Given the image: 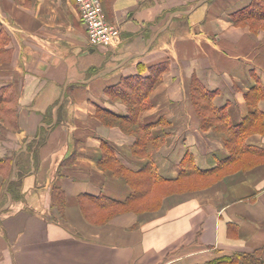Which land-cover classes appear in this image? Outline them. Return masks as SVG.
I'll return each instance as SVG.
<instances>
[{
  "label": "crops",
  "instance_id": "obj_1",
  "mask_svg": "<svg viewBox=\"0 0 264 264\" xmlns=\"http://www.w3.org/2000/svg\"><path fill=\"white\" fill-rule=\"evenodd\" d=\"M251 2L101 0L121 29L118 44L106 47L88 43L76 0H0V89L13 95L9 125L0 117V158L11 159L7 176L0 173V264H203L256 249L264 261V130L246 138L260 148L250 153L255 166L169 195L158 212L106 218L88 197L130 194L99 166L102 141L127 169L147 162L132 154L133 135L97 117L98 108L128 113L106 93L123 77L167 65L142 114L161 139L152 160L166 179L177 177L185 153L203 170L229 156L220 137L199 128L192 78L233 125L248 115L245 94L257 85L264 115V30L232 21ZM73 152V163L61 164ZM54 185L65 194L62 213L51 205Z\"/></svg>",
  "mask_w": 264,
  "mask_h": 264
},
{
  "label": "trees",
  "instance_id": "obj_2",
  "mask_svg": "<svg viewBox=\"0 0 264 264\" xmlns=\"http://www.w3.org/2000/svg\"><path fill=\"white\" fill-rule=\"evenodd\" d=\"M235 23L251 22L257 26L264 21V0H252V2L242 11L232 15ZM165 63L155 64L149 67V74H136L133 76L123 77L117 84L106 89V93L112 99L121 100L127 106L128 113L125 116H118L112 112L99 109L98 115L108 117L113 123L118 124L124 131L131 133L135 137L132 146L134 155L146 158L145 166L138 170L132 171L121 164L114 154V148L106 141L101 142L102 156L98 164L102 168H111L114 173L120 174L130 186L129 196L120 201L107 198L104 196H88L93 205L98 209H107L106 218L125 211L139 212L140 205L143 201H148L150 190H164L162 196L173 192H179L192 189L199 185L200 179L216 176L223 169L231 167L240 161L236 153H256L258 148L252 147L245 142L246 136L255 127V119H264V115L257 110V101L263 96L259 92V87L255 85L246 92V101L249 113L238 125L230 123L227 112L224 109L217 108L212 103L213 92L208 91L201 82L192 78L190 83L191 100L197 116L200 118L201 128L213 127L218 131H224L227 137L223 139L224 145L229 150V156L220 160L215 167L208 170L198 168L193 160L192 155L185 153L178 165V175L175 179H166L160 176L152 160V150L159 146V137L154 136L151 132V126L142 121V112L151 106L150 93L160 83L162 74L166 69ZM6 90V91H5ZM13 97L8 89H0V117L5 124H8L9 118L5 113H11L10 99ZM14 112V108L12 109ZM102 116V117H103ZM12 123L15 124L13 118ZM109 123V122H108ZM112 123V122H111ZM202 124V125H201ZM9 125V124H8ZM75 153L64 159L61 164L71 165L74 161ZM11 162L10 158H0V173L3 165ZM154 193V192H153ZM152 193V195H153ZM165 194V195H164ZM51 205L56 206L60 213L65 208V194L58 186H53L51 191ZM152 209L153 206L144 205V209ZM142 209V210H144ZM264 264L261 258V250L256 249L252 252H234L230 256L205 262L203 264Z\"/></svg>",
  "mask_w": 264,
  "mask_h": 264
},
{
  "label": "rangeland",
  "instance_id": "obj_3",
  "mask_svg": "<svg viewBox=\"0 0 264 264\" xmlns=\"http://www.w3.org/2000/svg\"><path fill=\"white\" fill-rule=\"evenodd\" d=\"M232 21H233V19H232ZM233 24L235 25V26H244V27H248L249 28V30H250V32H252V33H258L260 30H264V21L263 22H261L260 24H258L257 23V26H255L254 27V25H252V23L251 22H244V23H235L234 21H233ZM112 99V98H111ZM112 100H118V99H112ZM121 101V100H120ZM192 101V100H191ZM258 102V101H257ZM192 105H193V103H192ZM193 107H194V105H193ZM149 108V107H148ZM147 109V108H146ZM145 109V110H146ZM144 110V111H145ZM143 111V112H144ZM194 111H195V108H194ZM143 112H142V114H143ZM196 113V112H195ZM197 115V114H196ZM103 116V115H102ZM100 116V115H98V112H97V117L102 121V123L103 124H105V125H107V126H116V127H118L122 132H124V133H126V134H130V135H132L131 133H129V132H126V131H124L118 124H115V123H113V121H111L108 117H106V116ZM259 117H257L256 119H255V124H254V128H253V130L246 136V138L250 135V134H252V133H255V132H260V131H262V130H264V119H258ZM198 120H199V128H201V126H200V123H201V120H200V118L198 117ZM109 122V123H108ZM112 122V123H111ZM202 125V124H201ZM202 130H208V129H211L212 131H213V133H214V135H216V136H218V137H220L221 138V140H222V142H223V144H224V141H223V139L224 138H226L227 137V134L224 132V131H218V130H216V129H214L213 127H207V128H201ZM246 138H245V142H246ZM160 139V138H159ZM161 139H160V141H159V146L158 147H160V145H161ZM249 145V144H248ZM225 146V145H224ZM251 146V145H250ZM157 147V148H158ZM226 147V146H225ZM253 147V146H252ZM156 148V149H157ZM257 148V147H256ZM259 150H260V148H258ZM155 150V149H154ZM227 150H228V148H227ZM153 151V150H152ZM229 151V150H228ZM131 152H132V148H131ZM132 154H133V152H132ZM134 155V154H133ZM236 155H238V157H239V159L240 158H243L242 160L244 161V165H242V164H238L239 165V167L241 166V167H247V168H252L253 166H255V161H257L256 160V157L255 156H253V155H250V153H240V152H238V153H236ZM134 156H136V155H134ZM137 157H139V156H137ZM9 162H7V163H5L4 165H3V170L1 171V173H3L5 176H7V174H8V169H9ZM196 165V164H195ZM217 165V164H216ZM239 167H237V163L236 164H234L233 165V167H232V169H230L231 167H228V168H226V169H223L220 173H218V174H216V176H213V177H208V178H205V179H200L199 180V185H197V187H193L192 189H187V190H183V191H179V192H173V193H170V194H167V195H165V196H162L161 197V199L158 201V199H159V197H160V195H161V193H163L164 192V190H162L163 188L161 187V189H159V190H156V189H152V190H150L149 191V198H148V201H145V204H143V201L142 202H140L141 203V205H140V209L141 210H139V212H135L136 214H138V215H141V214H143V213H147V212H150V213H155V212H158V211H160L161 210V208H162V206H163V200H164V198H166L167 196H169V195H172V194H176V193H186V192H192V191H197V190H201V189H205V188H208V187H210V186H212V185H214L215 183H217L218 181H220L221 179H223L225 176H228L229 174H230V172L231 171H233V170H235V171H237V169L239 168ZM102 168V167H101ZM102 169H104V170H110L111 168H102ZM212 169V168H211ZM208 170V169H207ZM111 171H112V173L116 176V177H119V178H121V179H123L124 180V178L122 177V176H120V174L118 175V174H116V173H114V170H112L111 169ZM125 181V180H124ZM126 182V181H125ZM127 183V182H126ZM127 185H128V183H127ZM129 186V185H128ZM129 188H130V186H129ZM154 192V193H153ZM152 193H153V195H152ZM144 205H149V206H153V208L152 209H144ZM142 209H144V210H142ZM129 211H131V210H129ZM132 212H134V211H132Z\"/></svg>",
  "mask_w": 264,
  "mask_h": 264
},
{
  "label": "built area",
  "instance_id": "obj_4",
  "mask_svg": "<svg viewBox=\"0 0 264 264\" xmlns=\"http://www.w3.org/2000/svg\"><path fill=\"white\" fill-rule=\"evenodd\" d=\"M79 18L91 46L115 47L120 41V26L108 21L101 0H76Z\"/></svg>",
  "mask_w": 264,
  "mask_h": 264
}]
</instances>
